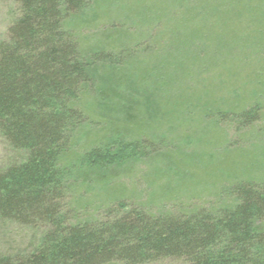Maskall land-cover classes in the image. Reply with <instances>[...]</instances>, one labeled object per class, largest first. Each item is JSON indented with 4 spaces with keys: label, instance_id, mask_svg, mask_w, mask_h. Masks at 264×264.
Listing matches in <instances>:
<instances>
[{
    "label": "trees",
    "instance_id": "trees-1",
    "mask_svg": "<svg viewBox=\"0 0 264 264\" xmlns=\"http://www.w3.org/2000/svg\"><path fill=\"white\" fill-rule=\"evenodd\" d=\"M15 1L18 13L6 39L0 41V135L25 158L0 171V219L42 227L44 232L29 251L0 255V264H152L163 259L182 264H264V182H237L227 202L171 208L127 200L119 187V170L130 167L144 148L153 149L152 120L143 112L134 113L111 79L122 76L125 57L139 78L154 74L150 66H141L140 56L158 54L157 45L163 46L166 39L175 47L197 40L212 42L213 36L198 29L194 23L198 16L191 13L194 5L207 0L168 1L174 14L181 13L171 25L180 29L178 37L157 35L161 40L153 44L146 34L131 35V42L125 43L118 28L99 32L93 42L86 29L88 22L94 26L99 18L89 21L84 12L94 0ZM262 4L264 0H225L216 6L207 4L205 10L233 11L240 18L242 11H255ZM166 10L163 5L160 12ZM130 43L133 51L126 56V50H120ZM181 54L182 59H175L177 65L163 66L158 72L166 82L164 101L170 115L189 102L184 95L190 92L193 100L204 88L218 89L216 81L226 77L204 79L203 86L192 80L189 91L181 93L183 98L174 100L170 95L181 89L183 80L199 75L210 51ZM207 64L209 70L203 73L209 75L212 67L224 68L226 60ZM97 73L101 82L94 93L88 83ZM107 105H125L127 110L117 114L124 119L107 121L105 133L91 129L81 136L85 127L100 122L98 114L106 115ZM80 137H84L81 143ZM96 198L99 205L92 209L89 203Z\"/></svg>",
    "mask_w": 264,
    "mask_h": 264
},
{
    "label": "rangeland",
    "instance_id": "rangeland-1",
    "mask_svg": "<svg viewBox=\"0 0 264 264\" xmlns=\"http://www.w3.org/2000/svg\"><path fill=\"white\" fill-rule=\"evenodd\" d=\"M168 1L170 2L166 0V3L163 1L159 5L160 0H100L98 7L97 0H94L84 15L89 21H95L98 16L99 22L94 26L88 22L90 25L86 33L93 42L99 32L115 31L116 28L122 30L120 35L125 43L131 40V35L142 38V34H146L152 44L160 41L159 37L162 35L178 37L180 29L173 30L171 25L181 13L174 14L176 11ZM224 1L207 0L206 4L196 2L194 9H191L192 15L198 16L200 20L194 23L207 36H213L212 42L197 40L175 47L172 41L166 39L162 42L163 46L157 45L156 48H161L158 54L150 51L149 55L146 52L144 57L140 56L141 61H144L141 66H150L155 71L154 74L139 78L136 71H130L129 58L125 57L121 63L125 69L122 76L119 75L117 81L111 79V84L121 89V95L125 98L123 102L127 101L125 104H130L128 106L134 113L143 112L152 120L149 137L153 143L150 142L149 145L153 149L144 148L140 151L141 155L129 164L130 167L122 168L118 173L119 187L124 190L127 200L156 208H171L173 204L177 206L183 203L205 205L214 200L227 202L229 197L232 198L231 188L237 182H264V5L257 7L255 11H242L240 18L233 11L216 14L218 10H205L207 4L216 6ZM163 5L167 7L164 13L160 12ZM175 7L178 11L181 9L176 5ZM16 8L15 0H0V41L6 39L7 28L18 13ZM243 8L246 9L245 6ZM213 15L214 18H211ZM223 17L225 23H221ZM191 29L195 30V27L192 26ZM132 48L130 43L120 51L126 50L123 53L127 56L132 53ZM199 50L210 51L208 59L204 60L206 64L203 63L199 75L196 69L191 68L198 76L183 80L180 85L182 90L175 93L172 88L175 94L170 96L177 101L183 98L181 93L188 92L195 80L203 86L204 79L210 81L211 78L224 75L227 78L224 76L225 79L216 81V90L204 88L198 92L203 93L197 97L196 92L195 100H190L193 95L190 92L184 95L189 102L186 106H178L175 115H170L172 111H166L164 101L165 95L167 96L166 82L158 77V72L163 66L177 65L175 59H182L181 53H195ZM135 51L140 52L139 49ZM153 55L156 56L153 58ZM147 56L151 58H146ZM220 59L226 60V65L223 66L225 70L219 66L210 68L209 75L203 73L209 70L207 61L219 62ZM216 70L217 74L213 75L212 72ZM100 71L101 67L97 72ZM98 73L91 75L88 83V89L94 93L101 82ZM238 85L241 87L238 88ZM107 107L106 115L98 114L100 117H96L100 122L85 127L81 136H85L91 129L104 130L105 133L109 129L107 121L111 123L124 119L117 114L127 110L125 105ZM173 109L172 107L171 110ZM229 109L234 113L229 112ZM83 138H79L80 143ZM24 158L23 151L13 149L0 135V171ZM182 161L184 164L179 168ZM99 190L100 188H96V191ZM99 202L96 198L89 203V207L94 209ZM43 232L42 227L28 228L0 219V255L29 251L37 244ZM152 264H182V261L163 259Z\"/></svg>",
    "mask_w": 264,
    "mask_h": 264
}]
</instances>
